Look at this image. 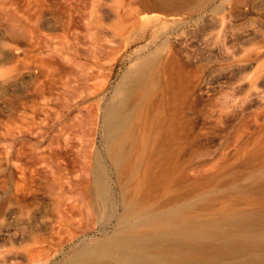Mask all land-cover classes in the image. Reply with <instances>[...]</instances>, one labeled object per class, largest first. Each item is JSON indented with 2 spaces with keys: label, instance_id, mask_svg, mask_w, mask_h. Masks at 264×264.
I'll use <instances>...</instances> for the list:
<instances>
[{
  "label": "rangeland",
  "instance_id": "obj_1",
  "mask_svg": "<svg viewBox=\"0 0 264 264\" xmlns=\"http://www.w3.org/2000/svg\"><path fill=\"white\" fill-rule=\"evenodd\" d=\"M103 1L0 0V264H61L81 241L112 230L113 220L94 219L84 200L68 198L72 172L84 171L83 148L104 149L102 107L151 51L183 65L179 121L189 119L195 147L207 151L189 172L204 179L225 157L246 183L237 148L264 130V0H203L195 9L202 0H140L139 16L156 19L137 24L125 21L131 14L118 0ZM220 188L212 198L238 195L227 182Z\"/></svg>",
  "mask_w": 264,
  "mask_h": 264
},
{
  "label": "bare ground",
  "instance_id": "obj_2",
  "mask_svg": "<svg viewBox=\"0 0 264 264\" xmlns=\"http://www.w3.org/2000/svg\"><path fill=\"white\" fill-rule=\"evenodd\" d=\"M118 1L131 14L125 20L128 24L156 19L139 16L140 0ZM203 2L193 3L194 9ZM88 5L106 6L103 0H82L83 7ZM13 27L9 33L17 38ZM173 60L162 61L152 51L147 53L121 76L105 101L100 113L104 149L83 148L84 171L72 172L75 187L68 198L84 200L92 218L113 220L114 225L93 241L80 240L61 264H264V130L251 147L244 143L237 148L249 167L243 175L247 184L240 181L238 169L230 168L234 162L225 157L210 164L204 179H195L189 171L199 164L196 157L207 151L202 143L198 149L189 119L179 121L183 65L173 67ZM226 182L238 195L212 198ZM70 225L74 230L80 227L79 222ZM41 252H30V256Z\"/></svg>",
  "mask_w": 264,
  "mask_h": 264
}]
</instances>
